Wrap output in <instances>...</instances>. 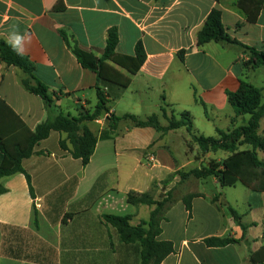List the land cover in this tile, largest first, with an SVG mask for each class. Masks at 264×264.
<instances>
[{
  "label": "crops",
  "instance_id": "1",
  "mask_svg": "<svg viewBox=\"0 0 264 264\" xmlns=\"http://www.w3.org/2000/svg\"><path fill=\"white\" fill-rule=\"evenodd\" d=\"M213 9L222 12L232 38L264 50V7L259 9L258 0H0V41L11 45L14 32L23 37L22 55L34 65L36 78L52 94L54 104L46 109L39 96L25 90L22 81L27 75L2 62L0 100L32 131L62 112L74 117L93 113L98 104L96 75L80 65L62 33L99 57L97 51L105 48L108 32L115 28L117 54L134 56L141 42L146 61L127 89H113L119 98L109 105L110 114H131L143 121L155 114L166 127L162 107L168 117L180 118L187 112L198 135L214 137L217 128L230 129L234 119V112H225L230 106L226 93L237 91L240 81H247L256 70L244 65L249 53L243 46L197 45V33ZM180 51H185L184 61L178 58ZM196 98L211 110L200 117L205 132L195 128L196 109L203 108ZM108 117L103 114L85 123L98 138L86 167L60 148L67 135L53 132L23 162L34 197L23 174L0 180L8 190L0 195V264L142 263L140 244L122 242L102 216H131L133 226L147 221L152 208L130 205L128 194L149 192L154 182L182 170L176 147L181 144L186 149L183 134L191 136L186 128L160 133L121 120L115 135L106 138ZM260 133L264 134V119ZM259 157L264 159V153ZM188 193L203 195L193 200L191 214L180 200ZM177 198L157 238L172 242L175 250L162 264H251V256L264 246V192H253L240 183L214 195L190 191ZM144 207L149 208L148 218L141 216ZM229 208L241 216L246 235ZM212 237L238 243L208 247L204 241Z\"/></svg>",
  "mask_w": 264,
  "mask_h": 264
},
{
  "label": "trees",
  "instance_id": "2",
  "mask_svg": "<svg viewBox=\"0 0 264 264\" xmlns=\"http://www.w3.org/2000/svg\"><path fill=\"white\" fill-rule=\"evenodd\" d=\"M258 4L259 9L264 7L262 0H258ZM62 35L80 65L95 73L98 104L93 113L82 112L78 117H74L62 112L55 120H47L32 131L5 101L0 100V180L16 174H23L27 179L31 196L34 197L31 177L25 171L23 162L36 154V148L42 141L48 139L53 132L67 135L65 140L60 141V148L68 152L74 159L80 160L83 167H86L94 155L98 138L85 123L92 122L103 114H109V130L104 134L106 138L115 135L121 120H130L136 127H152L160 133L186 128L192 140L199 145L204 153L210 150L229 152V156L224 160L211 161L207 167L194 168L190 171H176L160 183L154 182L149 192L131 191L127 197V202L130 205L152 208L147 221H142L139 225L133 226L131 216H102L104 223L117 230L122 242L125 244H140L141 264H162L167 257L175 252L172 242L158 241L157 238L162 234L161 224L166 220L167 212L179 199L174 196L173 189L156 199L153 190L159 184L168 187L176 177H179V184H183L191 178L205 180L213 177L221 188H232L241 183L253 192H264V159L259 157L260 152L264 153V134L260 133L261 122L264 119L263 89L241 80L237 91H228L226 93L228 103L234 111L233 126L227 131L217 128L214 137L198 135L189 113H182L180 118L168 117L164 107L161 108V112L168 122L166 127L161 126L158 116L155 114L144 121L131 114L117 117L110 114L109 105L113 100L119 98L113 89L124 90L131 85L132 76L140 71L146 61L143 44L139 42L136 45L134 56L117 54L119 34L117 29L114 28L108 32L105 48L97 51L100 54L98 57L95 53L80 49L77 43L69 41L66 34L62 33ZM196 39L198 46L210 42H225L243 46L249 53V59L244 65L253 70L264 68V50L244 46L232 38L226 32L222 22V12L219 9L211 11L203 27L197 33ZM184 54L185 51L178 53V58L181 61H184ZM0 62L7 66L20 68L27 75L26 79L22 81L25 90L39 96L44 101L46 109L52 108L54 104L52 94L36 78L34 65L22 54H17L12 46L4 40L0 41ZM121 69L127 71L130 76L125 75ZM196 102L203 106L205 114L208 116L206 104L198 98H196ZM239 118L242 119V124L236 125L235 121ZM245 145L251 148L240 151V148ZM190 149H192L191 146ZM7 191L0 182V195L5 194ZM202 196L199 193H188L180 200L191 214L193 200ZM218 199L219 196L214 197L212 202L216 203ZM229 213L242 226L244 235H246L247 227L242 225L241 216L238 212L233 208H229ZM35 226L39 227L37 210L35 211ZM204 243L208 247L219 248L236 244L238 241L232 238L212 237L206 239ZM250 262L251 264H264V246L251 256Z\"/></svg>",
  "mask_w": 264,
  "mask_h": 264
},
{
  "label": "rangeland",
  "instance_id": "3",
  "mask_svg": "<svg viewBox=\"0 0 264 264\" xmlns=\"http://www.w3.org/2000/svg\"><path fill=\"white\" fill-rule=\"evenodd\" d=\"M247 61H245L246 63ZM247 81L254 84L255 86L263 89L264 94V68L257 69L255 72H251L248 74ZM199 111V112H198ZM226 113L233 114V109L231 106L228 107V109L225 111ZM208 113H211L210 108L208 109ZM196 117L197 121L195 124V128L197 130H200L201 132H205V126L203 125V122L205 120H201L200 117H205V110L201 106H198L196 109ZM177 118V116H176ZM161 122L164 123L163 118H161ZM236 125L242 124V119H237ZM233 126V123H232ZM231 126V127H232ZM185 139L188 141L186 145V149L183 148L181 144H178L176 147V153L175 157L179 161V168L183 171H190L194 168L199 167H207L209 166V163L211 161H222L227 156H229V152H224L221 150H210L207 153H204L198 144H196L191 137L188 136V134H183ZM190 146L192 149H190ZM250 146H243L240 148V151L249 150ZM195 157V158H194ZM147 171V170H146ZM167 178V177H166ZM165 178V179H166ZM164 179V180H165ZM179 180V177L177 179L173 180V182L168 187H163V185L157 186L153 190L154 197L156 199H159L161 196H164L169 190L173 189V194L175 197H178L185 192L190 191H201L202 193L208 194V195H214L216 193H220L221 187L215 182V179L213 177H210L206 180H196L194 178H191L189 181L179 184L177 181ZM144 212L141 214L142 217L148 218V210L149 208L144 207Z\"/></svg>",
  "mask_w": 264,
  "mask_h": 264
},
{
  "label": "clouds",
  "instance_id": "4",
  "mask_svg": "<svg viewBox=\"0 0 264 264\" xmlns=\"http://www.w3.org/2000/svg\"><path fill=\"white\" fill-rule=\"evenodd\" d=\"M22 40H23V37L20 36L19 34L15 32L11 34L10 43H11L13 50L16 51L17 54H22V47H21Z\"/></svg>",
  "mask_w": 264,
  "mask_h": 264
},
{
  "label": "built area",
  "instance_id": "5",
  "mask_svg": "<svg viewBox=\"0 0 264 264\" xmlns=\"http://www.w3.org/2000/svg\"><path fill=\"white\" fill-rule=\"evenodd\" d=\"M242 59L246 60V56H243Z\"/></svg>",
  "mask_w": 264,
  "mask_h": 264
}]
</instances>
